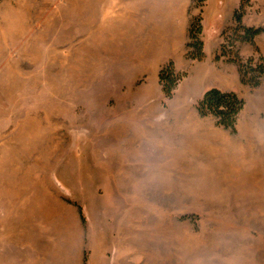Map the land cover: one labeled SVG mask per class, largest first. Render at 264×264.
I'll use <instances>...</instances> for the list:
<instances>
[{"label":"rangeland","instance_id":"374dc122","mask_svg":"<svg viewBox=\"0 0 264 264\" xmlns=\"http://www.w3.org/2000/svg\"><path fill=\"white\" fill-rule=\"evenodd\" d=\"M205 2L0 0L6 251L59 241L80 214L85 264L128 251L131 264H264V78L244 84L234 58L264 59V31L253 44L233 21L216 34L214 12L234 0ZM182 10L201 19L206 49L170 60L181 78L166 98L157 54ZM242 24L264 28V0H244ZM210 88L244 100L234 132L198 114ZM178 117L183 139L167 133Z\"/></svg>","mask_w":264,"mask_h":264},{"label":"crops","instance_id":"0c3cea01","mask_svg":"<svg viewBox=\"0 0 264 264\" xmlns=\"http://www.w3.org/2000/svg\"><path fill=\"white\" fill-rule=\"evenodd\" d=\"M117 0H112V2H116ZM150 2V0H138L141 4H145L146 2ZM192 0H184V8L188 10V6L190 5V2ZM240 0H234V4L230 8V11H228V15L225 17L224 14L217 10L214 12V21L216 22V34L220 32L222 27L231 24L232 22V15L234 10L238 7ZM205 1L204 6L202 9L205 8ZM184 10V9H183ZM182 10V11H183ZM186 11L182 12V23L180 25V31L176 36H173L169 40H167L166 46L164 48H160L157 57L159 58V69L165 65L168 61L172 60L174 63L181 62L182 56L185 52V46L187 42L189 41L188 36V28L191 21V15H185L184 13ZM175 18V17H174ZM179 24V23H177ZM175 24V26L177 25ZM174 27V22H173ZM178 26V25H177ZM203 26V24H202ZM204 34V27L202 31V35ZM221 43L220 40H218L215 44V47L218 48L219 44ZM204 44V53L206 49V41L203 39ZM214 47V48H215ZM213 48V49H214ZM146 51H153V46L146 47ZM206 55V54H205ZM177 58V59H176ZM224 91V90H223ZM259 98V97H258ZM186 119L185 118H179L176 119L177 121V127H174L170 130L169 133L172 137L177 138H184L186 133ZM194 133L190 131L189 135L190 137H193ZM71 215V213H70ZM4 216L1 215L0 221L3 226L4 222ZM75 214L71 215V219L68 220V222L65 225V233L63 235V238L59 239V241L54 240L53 243L45 244V246L41 244H37L33 246V243L28 242L29 248L26 253L22 254L19 247L17 246L18 240H15L17 238H14L15 243L9 244L8 250L6 251L4 248V239L5 237L1 236L0 241V264H85L84 262V250L89 251L91 248H88L87 245H85L84 242H86L85 236L82 232V228L80 226V214L77 216L78 218H75ZM67 227V228H66ZM3 229H1V232ZM3 234V232H2ZM131 251H128V255H126V258H128L127 261H125L124 264H131L129 259H131ZM88 263V262H87Z\"/></svg>","mask_w":264,"mask_h":264},{"label":"trees","instance_id":"16d2710c","mask_svg":"<svg viewBox=\"0 0 264 264\" xmlns=\"http://www.w3.org/2000/svg\"><path fill=\"white\" fill-rule=\"evenodd\" d=\"M205 0H196L197 3H203ZM244 14V0L240 1L239 6L234 10L232 21L235 24V32H240L238 39L241 42L254 43V38L264 31L263 27L245 26L242 24ZM201 19L193 17L189 27V41L187 43L190 51L186 53L187 58L192 60H202L204 58L203 43L199 39L201 34ZM224 45H221L219 55H224ZM217 55V56H219ZM216 56V57H217ZM238 65L241 81L252 88L258 87L264 78V59L259 56L257 62L254 57L246 60L234 57ZM256 62V63H254ZM183 76V75H182ZM159 82L163 94L166 98H171L181 75L177 74L174 64L169 61L158 73ZM244 100L233 91H223L217 88H210L204 92L196 105L200 116L211 115L215 117L216 124L231 132L235 131V125L242 108Z\"/></svg>","mask_w":264,"mask_h":264},{"label":"bare ground","instance_id":"6f19581e","mask_svg":"<svg viewBox=\"0 0 264 264\" xmlns=\"http://www.w3.org/2000/svg\"><path fill=\"white\" fill-rule=\"evenodd\" d=\"M253 176V175H252ZM240 177H241V175H240ZM241 182V181H240ZM242 182H243V179H242ZM257 193V192H256ZM182 235V234H181ZM191 239V238H190ZM196 241H199V240H196ZM195 243V242H194ZM199 246V245H198ZM196 247V246H195ZM205 248V247H204ZM194 249V248H193ZM191 250H192V248H191Z\"/></svg>","mask_w":264,"mask_h":264}]
</instances>
